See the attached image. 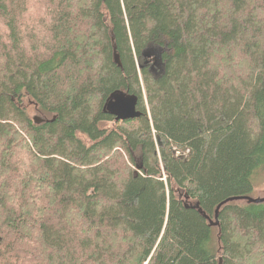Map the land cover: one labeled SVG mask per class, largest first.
Listing matches in <instances>:
<instances>
[{
    "label": "trees",
    "instance_id": "obj_1",
    "mask_svg": "<svg viewBox=\"0 0 264 264\" xmlns=\"http://www.w3.org/2000/svg\"><path fill=\"white\" fill-rule=\"evenodd\" d=\"M263 169L264 0H0V264H264Z\"/></svg>",
    "mask_w": 264,
    "mask_h": 264
},
{
    "label": "rangeland",
    "instance_id": "obj_2",
    "mask_svg": "<svg viewBox=\"0 0 264 264\" xmlns=\"http://www.w3.org/2000/svg\"><path fill=\"white\" fill-rule=\"evenodd\" d=\"M36 18H40L36 12ZM29 26H33V22L28 23ZM172 53V49L169 46V40L165 36H159L154 38L146 47L145 55L150 60V70L155 77H160L166 68L165 54ZM28 104V99L24 101ZM36 112L33 108L29 109V115L31 117L36 116ZM253 190L249 195L251 198L264 197V169L260 173H256L253 176ZM239 201V200H238Z\"/></svg>",
    "mask_w": 264,
    "mask_h": 264
},
{
    "label": "water",
    "instance_id": "obj_3",
    "mask_svg": "<svg viewBox=\"0 0 264 264\" xmlns=\"http://www.w3.org/2000/svg\"><path fill=\"white\" fill-rule=\"evenodd\" d=\"M115 61L117 64L121 65L120 57L116 53L115 54ZM138 96L135 94L126 93L124 91H119L113 93L111 97L107 100L104 109L105 111L109 112L110 114L114 115L117 121L120 120H127V119H134L138 118L142 115V111L138 109ZM234 200H247L249 202H264V197H255L251 198L249 196H241V197H234L224 201L222 204L234 201ZM187 206H190L187 204ZM199 203L193 205L195 208H199ZM220 206L216 210L215 219L217 220ZM206 218H209L207 214H203ZM212 224H218V222H212Z\"/></svg>",
    "mask_w": 264,
    "mask_h": 264
},
{
    "label": "bare ground",
    "instance_id": "obj_4",
    "mask_svg": "<svg viewBox=\"0 0 264 264\" xmlns=\"http://www.w3.org/2000/svg\"><path fill=\"white\" fill-rule=\"evenodd\" d=\"M232 198H234V197H232ZM229 199H230V198H229ZM227 200H228V199H227ZM225 201H226V200H225ZM222 203H223V202H222ZM222 203H221L220 205H218V207H219V206L222 207V205H223ZM199 207H200V206H199ZM218 207H217V208H218Z\"/></svg>",
    "mask_w": 264,
    "mask_h": 264
},
{
    "label": "built area",
    "instance_id": "obj_5",
    "mask_svg": "<svg viewBox=\"0 0 264 264\" xmlns=\"http://www.w3.org/2000/svg\"><path fill=\"white\" fill-rule=\"evenodd\" d=\"M179 153V152H178Z\"/></svg>",
    "mask_w": 264,
    "mask_h": 264
}]
</instances>
